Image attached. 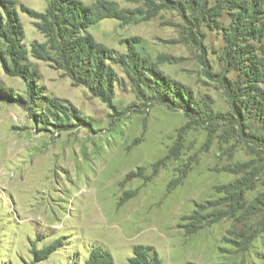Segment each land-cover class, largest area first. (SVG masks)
<instances>
[{
	"label": "rangeland",
	"instance_id": "rangeland-1",
	"mask_svg": "<svg viewBox=\"0 0 264 264\" xmlns=\"http://www.w3.org/2000/svg\"><path fill=\"white\" fill-rule=\"evenodd\" d=\"M76 5L105 97L47 35ZM92 254L264 264V0H0V264Z\"/></svg>",
	"mask_w": 264,
	"mask_h": 264
},
{
	"label": "trees",
	"instance_id": "trees-1",
	"mask_svg": "<svg viewBox=\"0 0 264 264\" xmlns=\"http://www.w3.org/2000/svg\"><path fill=\"white\" fill-rule=\"evenodd\" d=\"M64 15L57 16L54 14L53 9H49L47 20V35L50 39L55 40L58 38L56 51L59 54V58L62 61L64 70L69 76L76 80L77 74H86L84 66L86 64H92L90 66L91 74L95 75L97 72H105L102 75L96 87L85 83V86L96 97H105L107 93L112 89V73L104 66L103 59L108 52L104 47L96 44L92 36L84 33L85 36H79L77 31H83L88 24H92L98 19H95L96 15L94 8L76 7L66 9ZM175 100L183 101L181 97H175ZM111 260L109 256H101L98 254H92L87 264H110ZM157 264H160L159 261Z\"/></svg>",
	"mask_w": 264,
	"mask_h": 264
}]
</instances>
